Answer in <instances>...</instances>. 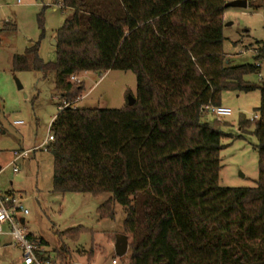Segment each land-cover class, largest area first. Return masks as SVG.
Returning a JSON list of instances; mask_svg holds the SVG:
<instances>
[{"label": "trees", "instance_id": "obj_1", "mask_svg": "<svg viewBox=\"0 0 264 264\" xmlns=\"http://www.w3.org/2000/svg\"><path fill=\"white\" fill-rule=\"evenodd\" d=\"M226 3L63 0L71 13L56 32L57 61L39 54L42 14L40 39L13 55L14 71L55 72L66 99L50 127L53 191L111 193L99 214L114 219L117 205L125 209L129 264H264V81L246 80L262 74L264 43L253 62L231 65L223 50ZM249 7L264 12V0ZM114 69L136 74L134 106L75 105L85 83L72 76ZM254 90L261 93L259 118H242L240 135L206 120V106L221 105L224 92ZM252 126L258 183L223 187V139Z\"/></svg>", "mask_w": 264, "mask_h": 264}, {"label": "rangeland", "instance_id": "obj_2", "mask_svg": "<svg viewBox=\"0 0 264 264\" xmlns=\"http://www.w3.org/2000/svg\"><path fill=\"white\" fill-rule=\"evenodd\" d=\"M230 1L233 0L227 3ZM62 3L63 0H0V191L12 190L22 195L30 211L25 216L24 229L44 240V257L60 264H113V258H118L116 237L124 234L125 209L117 205L114 219L101 217L99 208L112 197L111 193L93 196L53 191L54 157L48 150L50 127L66 99L56 88L55 72L45 75L33 70L14 71L12 65L14 54H23L40 39V14L45 36L39 54L46 62L57 61L56 32L71 13ZM224 20L223 50L231 65L253 62L256 50L264 43L263 9L229 6ZM6 22L15 24L17 29L13 30ZM77 80L85 82L83 95L76 100L78 107L120 109L128 105L129 96H137V77L133 71L86 72L72 78L74 82ZM246 80L264 81V66L261 75L252 73ZM221 105L231 108L233 113L219 118L208 112L206 120L212 124L215 120L226 123L220 128L238 136L242 133L240 120L259 115L261 93L226 91ZM223 144L220 185L255 187L259 178V152L254 126L242 137H225ZM16 149L28 151V155L14 165L11 162ZM15 166L18 172H14ZM78 228H82L78 234L67 233ZM129 255L130 250L124 260L119 257V264H129ZM0 264H24V250L10 235L0 236Z\"/></svg>", "mask_w": 264, "mask_h": 264}, {"label": "built area", "instance_id": "obj_3", "mask_svg": "<svg viewBox=\"0 0 264 264\" xmlns=\"http://www.w3.org/2000/svg\"><path fill=\"white\" fill-rule=\"evenodd\" d=\"M76 79V76H72ZM208 112L216 115L219 118L229 116L233 113L231 108L219 105L206 106ZM259 118L258 114H255L251 120L254 121ZM16 121L15 123H20ZM53 137L50 136V140ZM15 158L12 160V164H16V161L28 155V151H15ZM14 172H18L19 168L14 167ZM30 213L28 207L24 203L21 194H17L12 190L5 192L0 191V236L10 235L17 244H20L24 250V264H60L54 261L50 257H44V251L42 250L41 240L34 235L27 233L24 229L26 222V215ZM24 220V222H23ZM119 258V257H118ZM114 257L113 264H118L119 260ZM78 264V263H76Z\"/></svg>", "mask_w": 264, "mask_h": 264}, {"label": "water", "instance_id": "obj_4", "mask_svg": "<svg viewBox=\"0 0 264 264\" xmlns=\"http://www.w3.org/2000/svg\"><path fill=\"white\" fill-rule=\"evenodd\" d=\"M249 1L250 0H233L228 3H226V7L233 6V7H241V8H248L249 7ZM54 44L57 45V41L54 40ZM18 87L19 89H22L23 86L21 83L18 81ZM136 103V97L134 96H129V106H134ZM24 222V220H23ZM115 251L116 255L120 258H123L126 256L129 252V237L126 234H120L116 237V242H115Z\"/></svg>", "mask_w": 264, "mask_h": 264}, {"label": "crops", "instance_id": "obj_5", "mask_svg": "<svg viewBox=\"0 0 264 264\" xmlns=\"http://www.w3.org/2000/svg\"><path fill=\"white\" fill-rule=\"evenodd\" d=\"M84 83H85V82H84ZM17 150H18V149L14 150V152L17 151ZM1 169H2V167H0V170H1ZM118 264H119V263H118Z\"/></svg>", "mask_w": 264, "mask_h": 264}]
</instances>
